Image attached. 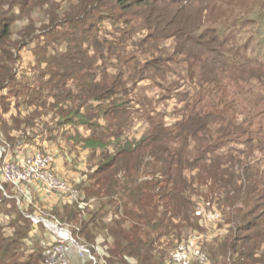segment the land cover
Wrapping results in <instances>:
<instances>
[{
  "label": "trees",
  "instance_id": "1",
  "mask_svg": "<svg viewBox=\"0 0 264 264\" xmlns=\"http://www.w3.org/2000/svg\"><path fill=\"white\" fill-rule=\"evenodd\" d=\"M182 1L85 0L74 17L54 14L42 32L49 40L38 46L35 73L28 77L20 75L19 63L36 39L34 25L17 33L14 26L18 9L25 14L34 0H0L3 160L28 146L43 152L39 137L70 139L74 130L72 148L84 146L91 154L76 184L89 206L60 202L48 220L69 227L98 260L99 247L105 248L104 264H167L177 243L202 231L201 204L223 207L231 225L204 246L210 264H264V119L256 130L253 119L241 120L217 73L243 68L248 59L232 45L226 48L216 28L203 31L205 22L189 14ZM173 5L179 7L169 10ZM104 20L116 27L107 31ZM137 25L147 34L132 45ZM170 40L171 48L160 49ZM52 43L56 53L51 54ZM197 47L209 55L213 77L198 74L197 64L203 68L206 59L194 55ZM169 74L178 76L176 81L158 80ZM145 80L163 91V101L184 81L182 96L189 101L174 122L151 108L156 97L138 95ZM134 94L137 99L130 98ZM258 112L256 118L264 113ZM137 121H145L147 129L131 138L129 129ZM79 127L88 128L89 137ZM238 146L247 151L236 156ZM9 186L0 190V264H49L56 236L32 220L38 212L34 201L24 207L27 202L8 193L14 188ZM69 260L94 264L77 249Z\"/></svg>",
  "mask_w": 264,
  "mask_h": 264
},
{
  "label": "rangeland",
  "instance_id": "2",
  "mask_svg": "<svg viewBox=\"0 0 264 264\" xmlns=\"http://www.w3.org/2000/svg\"><path fill=\"white\" fill-rule=\"evenodd\" d=\"M84 1L85 0H34V3L31 4L25 14L21 15L20 10L18 9L17 13L15 14L17 21L15 22L14 32H19L20 29L26 25H34V34L36 37V39L30 41L23 49L19 63L20 75L25 73V76L31 77L29 74L30 71L36 69V51L38 46H46L45 41H47V39L49 40V37L42 32L51 25V19H53V15L55 14L58 16V19H64L65 16L74 17L83 11ZM182 2H184V7L187 8V12H189V14L205 22L206 25L203 31L207 28L214 30L216 28L215 31L219 33L221 42H225L226 48L227 44L232 45V50H234L236 53H239L240 56L244 55L245 58L248 59V65H245L243 68H219L217 73L219 80L226 84V99L229 102L231 101L237 103L238 108L240 109L239 113L242 115L241 120L248 119L247 121L251 122V119H253L255 124H252L251 128L254 130L258 129V124L262 118L264 119V113H262L263 115L260 116V118H256L257 114H259L258 111L264 112V66H262L264 64V0H183ZM162 5L164 6V4ZM177 7H179V5L170 6L169 10L172 9L175 11ZM93 9L94 8L90 9V11L88 10L87 13H93L91 11ZM135 11L138 10L136 9ZM116 13L119 14L118 12ZM96 15H98L97 12L94 13V16ZM127 17L129 18V15L126 16V18ZM97 21L98 24L101 23L100 20ZM104 22L107 31H112L116 27V25L113 26L108 20H104ZM140 27L141 25L134 29V36L131 43L132 45L133 43L140 45V42L147 34V32L144 31L143 28L140 29ZM63 30L65 29L61 27L58 28V31L60 32H63ZM173 43L174 41L172 42L171 40L162 42L160 49H169ZM53 44L54 43L50 45V49L48 50L51 52V54L56 53V47H54ZM233 45L235 46L234 48ZM202 49L197 47L193 50L194 55L197 54L199 56H203L206 59L205 63L203 64V68H200V65L197 64L198 74L205 75V78H210L213 77L215 71L212 70V64L210 63L209 55L204 52L205 48L202 47ZM182 69L184 68L182 67ZM32 73L35 72L32 71ZM175 77L178 76L169 74L167 75L166 79L158 80H162L161 82L169 84L174 80L176 81ZM201 78H203V76ZM183 82L184 81L179 83V85L182 84V86L178 88L179 90L175 91L177 93H174L171 98L165 101L160 100L159 93H162L161 95H164V93L161 89L155 88L154 81H142V83H140L141 89L140 91L138 89L137 93L138 95L139 93L149 95L151 98L156 97V103L150 105L151 108H155L162 116H164L165 121L167 120L169 123H171L174 122L176 118L180 117L178 111L189 101V98L182 96L186 89L185 83L183 84ZM6 92L9 93V91ZM135 94L130 98L137 99V95L135 96ZM10 95L13 96V94H8V96ZM135 108H138V106ZM50 118L51 117H49L47 121H50ZM142 119L145 120V117ZM145 121H137L136 126L129 129V135L131 138H140V136L144 134L143 132L147 129V124ZM101 123L103 125L106 124V122L103 120ZM262 124L264 125V120ZM79 132H81L82 136L85 137H89L91 134L90 130L85 127H79ZM73 133L74 130H72L71 133L69 132L67 138L70 137V139H73ZM63 136L64 135H59L56 140L53 138L49 139L47 137L45 139L47 143L43 152L46 154L50 153V155L57 158L59 162L68 164V170L70 169L74 174L70 173L69 177L67 176L69 179L66 180L76 186V182L80 181L81 179L79 178V174L87 171L89 168L90 163H88V160L91 154L84 146H77V148H74L76 150H74L72 148L74 141L70 140L69 138L66 139V137ZM42 139L43 138L39 137L36 142L39 144V146L40 144L42 145ZM238 147H240V149L237 148V151L234 152L236 153V156H238L240 153L242 154L243 151H247L243 150V146ZM72 149L73 151L71 152L70 150ZM93 164L96 166L98 163L95 161ZM77 172L79 173L78 175L76 174ZM9 188H12V186H9ZM12 192L22 201H34V208L36 211H38L36 212L34 218H38L41 221H49L48 216L50 215L52 207L59 204L56 201V197L53 195L41 197L37 188L33 186L22 185L18 189L12 188L11 192L9 190L8 193ZM35 197H37L38 200H35ZM30 204L31 203L27 202L24 207H28ZM200 207H205L206 209L212 211H218L222 217L220 222L216 225L209 222L205 223L201 218L202 231L193 232L200 234L202 233L205 236V242L203 246H206L207 244L214 242L217 237L227 234V231L231 225L226 221L227 218L225 219L223 207L220 208L217 205L209 206L208 204H201ZM51 223L56 226L59 225L57 222ZM58 227V229L50 228L49 230L52 229V234L56 236L59 235L61 229L69 230V227H63L60 225ZM187 237H185V239ZM67 242L70 243L69 241H65V244L56 245L55 252L57 254L54 253L50 256V262L52 264H65L66 262L68 264L71 263L72 260L70 261L69 257L66 258L63 254L66 251L64 247L69 246ZM62 245H64V247H62ZM71 247L73 246L71 245ZM104 263L105 261L101 258L98 264ZM79 264L84 263L80 262ZM207 264L210 263L208 262Z\"/></svg>",
  "mask_w": 264,
  "mask_h": 264
},
{
  "label": "built area",
  "instance_id": "3",
  "mask_svg": "<svg viewBox=\"0 0 264 264\" xmlns=\"http://www.w3.org/2000/svg\"><path fill=\"white\" fill-rule=\"evenodd\" d=\"M3 152L4 150L1 148L0 160H3ZM55 162L56 159L52 155L46 154L34 147H25L15 155L6 157L2 163L0 162V190H4L3 184L12 185L16 189L22 185H29L37 188L41 197L53 195L56 197L57 203L78 204L81 208H87L89 203L85 201L84 193L80 188L55 172ZM80 178V181L76 182V184L81 182L82 177ZM27 202L31 203L32 201L27 200ZM198 215L205 223L209 222L214 225L218 224L222 218L218 211L208 210L205 207L199 208ZM31 218L36 224L43 223L48 230L50 228H59V225L56 226L50 221H41L38 218H34V216ZM49 231L53 233L52 229ZM53 239L54 248L52 254H57L55 252L56 245L65 244V241H69L70 243L67 242L68 247L62 245L66 249L63 253L66 258L72 255L74 248H76L81 256L84 253L88 254L95 264H98L99 260H101L92 256L89 249L80 246L69 230L61 229L59 235ZM204 242L205 236L202 233H192L186 239L179 242L170 252L167 264H207L208 256L204 250ZM99 252L101 258L104 260V257L107 256L105 248L99 247ZM49 264L52 263L49 262ZM65 264L68 263L66 262Z\"/></svg>",
  "mask_w": 264,
  "mask_h": 264
},
{
  "label": "crops",
  "instance_id": "4",
  "mask_svg": "<svg viewBox=\"0 0 264 264\" xmlns=\"http://www.w3.org/2000/svg\"><path fill=\"white\" fill-rule=\"evenodd\" d=\"M46 140H44L43 142H42V147L45 149V145H46ZM48 154H50V153H48ZM54 157V156H53ZM56 159V162H55V165H54V169H55V172L58 174V175H60L61 177H63L64 179H69L68 177H69V174L70 173H73L70 169L68 170V164H65V163H61V162H59L58 161V159L57 158H55ZM66 165H67V167H66ZM83 173V172H82ZM82 173H76L77 175L79 174V178L80 177H83L84 175H82ZM74 174V173H73ZM68 176V177H67ZM68 181V180H67ZM69 182V181H68ZM71 183V182H70Z\"/></svg>",
  "mask_w": 264,
  "mask_h": 264
},
{
  "label": "water",
  "instance_id": "5",
  "mask_svg": "<svg viewBox=\"0 0 264 264\" xmlns=\"http://www.w3.org/2000/svg\"><path fill=\"white\" fill-rule=\"evenodd\" d=\"M0 151H1V147H0ZM66 235H68V234L66 233Z\"/></svg>",
  "mask_w": 264,
  "mask_h": 264
},
{
  "label": "bare ground",
  "instance_id": "6",
  "mask_svg": "<svg viewBox=\"0 0 264 264\" xmlns=\"http://www.w3.org/2000/svg\"><path fill=\"white\" fill-rule=\"evenodd\" d=\"M63 234H64V232H63Z\"/></svg>",
  "mask_w": 264,
  "mask_h": 264
}]
</instances>
